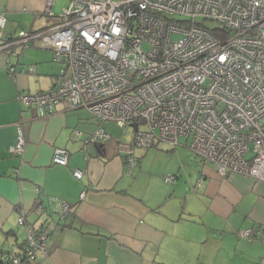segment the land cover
Instances as JSON below:
<instances>
[{"label": "built area", "instance_id": "1", "mask_svg": "<svg viewBox=\"0 0 264 264\" xmlns=\"http://www.w3.org/2000/svg\"><path fill=\"white\" fill-rule=\"evenodd\" d=\"M52 3L47 1L45 14L56 23L38 31H7L0 12V53L39 45L65 64L50 90L19 92L21 105L36 107L41 116L61 101L86 108L100 123L93 141L109 139L106 121L133 128L132 141L120 145L131 168L136 148L158 142L177 147L184 137L221 176L264 182V0H70L59 16ZM6 64L12 79L36 71L34 65L17 69L9 56ZM25 143L19 124L9 151L21 154ZM68 160L66 149L54 150L53 164L67 166ZM83 175L74 171L78 179ZM176 177L165 181L173 184ZM70 208L60 203L61 214ZM25 223L22 215L18 224ZM51 230H30L20 253L0 249V264H35L47 253ZM241 235L252 238V231L242 229ZM259 237L264 241V227Z\"/></svg>", "mask_w": 264, "mask_h": 264}, {"label": "crops", "instance_id": "2", "mask_svg": "<svg viewBox=\"0 0 264 264\" xmlns=\"http://www.w3.org/2000/svg\"><path fill=\"white\" fill-rule=\"evenodd\" d=\"M47 1L0 0L6 30L38 31L56 23L45 14ZM66 1L62 11L69 5ZM51 9L57 15L53 3ZM28 50L15 46L0 53L1 250L22 252L30 230L50 225L47 253L39 254L35 264L264 262L259 237L264 227L263 181L221 176L214 164L185 151L166 171L177 176L175 183L146 178L140 158L131 168L120 150L132 141L134 130L131 136L114 137L102 124L109 139L93 141L89 137L100 123L86 108L70 109L61 101L41 116L36 107L20 104L19 92L48 91L60 73L54 72L51 49L35 45ZM7 56L17 69L34 65L36 71L10 78ZM19 124L26 143L16 154L9 148L17 140ZM76 131L82 132L80 138ZM58 148L68 151L67 166L52 163ZM78 169L84 171L81 179L74 176ZM61 202L71 206L64 215ZM22 215L26 223L19 225ZM242 229L251 230L252 238L242 236Z\"/></svg>", "mask_w": 264, "mask_h": 264}, {"label": "rangeland", "instance_id": "3", "mask_svg": "<svg viewBox=\"0 0 264 264\" xmlns=\"http://www.w3.org/2000/svg\"><path fill=\"white\" fill-rule=\"evenodd\" d=\"M68 2L66 0H53V10L56 11L57 15H61L62 11V6L64 4H67ZM198 21H202V19H197ZM207 26L210 28L218 27L217 22H212V21H206L205 22ZM144 48H147L146 45H144ZM26 50V49H25ZM28 50V49H27ZM29 51V50H28ZM29 53V52H26ZM51 60V59H50ZM52 65L54 67V72L55 74H58L62 68L65 67V64L60 61V62H54L51 60ZM262 123H264V118L262 119ZM103 126L105 130H107L110 134L116 136H131L133 133V128L129 127L123 130V128L119 127L116 122L114 121H108L107 123L104 122ZM180 145H182V148H179L178 150H174L172 146H170L167 143L163 142H158L156 145H154L151 148H137L136 149V155L135 159L139 161V158L141 160V163L145 166V177L146 178H151V179H162L165 181V178H167L170 174L166 171H169L168 169L170 167L175 166L180 162L181 158V152L183 153L184 151L186 153H190L194 156H197L194 154L190 148H189V139H186L184 137H181L180 140ZM190 150V151H189ZM184 153L183 155H185ZM142 156V157H141ZM184 157H187L185 155ZM198 157V156H197ZM166 172V173H165ZM166 184H169L165 181ZM260 262V260H258Z\"/></svg>", "mask_w": 264, "mask_h": 264}]
</instances>
